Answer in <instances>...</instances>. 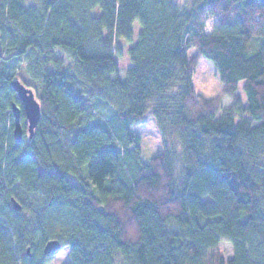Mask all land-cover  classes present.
<instances>
[{
  "label": "trees",
  "instance_id": "obj_1",
  "mask_svg": "<svg viewBox=\"0 0 264 264\" xmlns=\"http://www.w3.org/2000/svg\"><path fill=\"white\" fill-rule=\"evenodd\" d=\"M201 57L212 98L192 86ZM15 79L41 105L31 138ZM88 107L112 111L90 124ZM147 116L164 152L144 163ZM51 239L68 264H264V0H0V264H43Z\"/></svg>",
  "mask_w": 264,
  "mask_h": 264
},
{
  "label": "rangeland",
  "instance_id": "obj_2",
  "mask_svg": "<svg viewBox=\"0 0 264 264\" xmlns=\"http://www.w3.org/2000/svg\"><path fill=\"white\" fill-rule=\"evenodd\" d=\"M175 3L181 6H187L190 0H173ZM212 22V21H211ZM209 22V24L211 23ZM140 31V26L137 22L133 25V43L136 41L138 37V33ZM132 43V44H133ZM122 46L123 55L117 58V63L119 66V70L117 73V77L123 81L125 79L126 70L129 68V60L127 56L126 49L130 46L129 44L120 42ZM29 68V60L20 57L17 58L16 61L12 64V67H9V71L24 74L28 71ZM114 78V77H113ZM35 86L39 87V81H35ZM192 86L194 92L203 98H212L218 95L221 91L222 85L219 81V77L217 71L213 64L204 57H201L196 71L192 78ZM38 89V88H37ZM238 94H240L244 100L243 93L241 88L238 90ZM231 100L229 97H224L222 99V108L226 109L230 106ZM111 108L95 109L92 107H88L87 115L90 119V124L94 122H102L107 120V118L111 114ZM146 123L143 125L133 126L132 130L135 132L140 138V148H141V160L144 163H147L152 157L162 154L164 152L163 145L161 143L160 134L156 125V121L152 116H147ZM173 142V143H172ZM172 147L176 153V157L178 158V143L173 140ZM171 145V144H170ZM178 154V155H177ZM37 201H34V204H37ZM218 250L220 254L225 259H230L232 257V246L228 240H222L219 244ZM69 262V254L68 248H63L60 251L48 256L43 264H68Z\"/></svg>",
  "mask_w": 264,
  "mask_h": 264
},
{
  "label": "water",
  "instance_id": "obj_3",
  "mask_svg": "<svg viewBox=\"0 0 264 264\" xmlns=\"http://www.w3.org/2000/svg\"><path fill=\"white\" fill-rule=\"evenodd\" d=\"M10 86L17 93V97L22 106L24 117L27 123L26 133L28 134V138H31L41 119V105L38 99L35 97L33 90L26 87L19 80H12ZM11 113L14 119L12 136L16 142H20L24 134V130L21 125V109L17 105L13 104L11 107ZM12 207L15 211L21 210V205L15 199H12ZM61 249V243L56 239H51L43 245L42 253L45 256H50ZM27 252L30 256L29 249H27Z\"/></svg>",
  "mask_w": 264,
  "mask_h": 264
}]
</instances>
